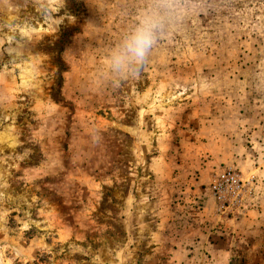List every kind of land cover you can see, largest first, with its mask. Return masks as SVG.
<instances>
[{"label": "rangeland", "instance_id": "obj_1", "mask_svg": "<svg viewBox=\"0 0 264 264\" xmlns=\"http://www.w3.org/2000/svg\"><path fill=\"white\" fill-rule=\"evenodd\" d=\"M0 264H264V0H0Z\"/></svg>", "mask_w": 264, "mask_h": 264}, {"label": "clouds", "instance_id": "obj_2", "mask_svg": "<svg viewBox=\"0 0 264 264\" xmlns=\"http://www.w3.org/2000/svg\"><path fill=\"white\" fill-rule=\"evenodd\" d=\"M159 27L158 21L153 16L145 15L142 17L112 52L110 57L112 69L120 73L134 67L138 74L156 43Z\"/></svg>", "mask_w": 264, "mask_h": 264}, {"label": "built area", "instance_id": "obj_3", "mask_svg": "<svg viewBox=\"0 0 264 264\" xmlns=\"http://www.w3.org/2000/svg\"><path fill=\"white\" fill-rule=\"evenodd\" d=\"M210 188L220 200L229 202V199H237L244 192L245 182L236 171L225 169L215 175Z\"/></svg>", "mask_w": 264, "mask_h": 264}]
</instances>
